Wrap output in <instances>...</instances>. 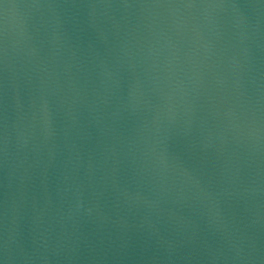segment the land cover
I'll return each mask as SVG.
<instances>
[{
	"label": "water",
	"instance_id": "1",
	"mask_svg": "<svg viewBox=\"0 0 264 264\" xmlns=\"http://www.w3.org/2000/svg\"><path fill=\"white\" fill-rule=\"evenodd\" d=\"M2 264H264V0H0Z\"/></svg>",
	"mask_w": 264,
	"mask_h": 264
},
{
	"label": "snow or ice",
	"instance_id": "2",
	"mask_svg": "<svg viewBox=\"0 0 264 264\" xmlns=\"http://www.w3.org/2000/svg\"><path fill=\"white\" fill-rule=\"evenodd\" d=\"M0 264H2V262H0Z\"/></svg>",
	"mask_w": 264,
	"mask_h": 264
}]
</instances>
